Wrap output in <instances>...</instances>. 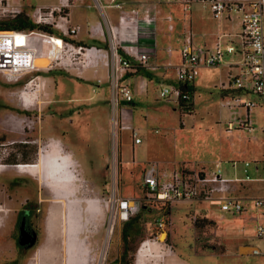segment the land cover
Masks as SVG:
<instances>
[{"label": "rangeland", "instance_id": "1", "mask_svg": "<svg viewBox=\"0 0 264 264\" xmlns=\"http://www.w3.org/2000/svg\"><path fill=\"white\" fill-rule=\"evenodd\" d=\"M9 1L21 5V12L29 18L33 6L50 2ZM98 1L82 0V10L70 9L72 24L79 23L82 34L90 23H103L104 13L113 21L119 14L128 12L148 11L154 17L160 7L161 16L166 13L174 16L175 31L183 29L188 20L178 4L165 3L164 0ZM77 3L75 0L69 2V8ZM98 4L118 6L104 7L103 11ZM69 8L62 7L56 15H65ZM188 16L191 29L197 36L203 31L210 37L213 31L234 33L237 29L236 20L213 19L209 9L200 3L193 5ZM162 27L159 26V32L155 31L158 45H176L175 32L171 38L164 37ZM66 37L67 42L75 41L74 46H78L76 41L80 40V33ZM51 41L49 56L35 60L39 68L43 65L45 68L22 71L17 80L0 72V264H25L38 243L61 242L62 237L68 264H74V257L80 253L86 255L82 250L85 242L82 234L93 244L91 264H105L107 249L112 251L121 241L123 223L116 218L110 231V221L113 211H120L118 200L122 198L136 199L137 210L141 205L146 206L144 211H137L136 224L141 227L140 232L130 240L131 248L127 255L118 259L116 264H167L165 257L169 254L164 251L169 250L176 255L171 258L173 264H176L173 258L177 256L186 264H264V240L255 236L250 239L240 231L248 223L240 220L239 216L221 212L218 206H211L206 200H176L165 207L147 200L141 188L142 170L148 162L170 168L179 162H185L191 168H210L218 163L224 176L234 178L244 177L243 162L249 161L247 174L252 179L262 177L264 115L257 95L252 92L246 95L257 103L249 111L251 129L238 128L235 120L246 119V111L225 103L228 90L218 87L226 81L224 65L199 69L190 106L158 97L159 83H176L173 67L165 70L164 78L161 74L165 68L156 69L151 81L146 70L143 74L138 71L146 84L142 94L135 96L134 106L130 107L131 123L136 126L140 137L139 143H133L129 128L113 131L110 56L106 65V60L99 59L92 50L88 54L90 60L80 51L64 47L59 36L52 35ZM16 42H23L22 34L16 36ZM85 44L88 45L81 43L82 46ZM6 45V40L0 39V71H17L29 65L32 52ZM156 54L148 63L152 66L166 65L169 61L166 52L159 48ZM95 59H98L97 63ZM20 94L27 96L23 98L31 103L29 106L23 104ZM16 111L30 116L25 117ZM52 145L74 159L76 170L83 179L73 186V194L64 198L72 200V203L55 204L57 211H68V214L73 211L79 218L74 219L71 215L73 229L70 232L62 230L61 222L51 229L47 224L45 227L44 217L49 216L54 195L36 174L16 168L17 164L34 162L39 149ZM255 163L259 166L258 172L254 171ZM248 184L263 192V182L251 181ZM242 185H233L235 195ZM26 200L35 205L37 214L31 218L33 237L30 245L21 249L14 241V222L17 210ZM248 201L243 199L244 203ZM101 211H106L104 222L98 219ZM202 216L210 222L196 226L194 217ZM162 217L166 219L163 227L158 225ZM57 233L59 238L55 239ZM143 241H150L156 249L146 252L143 259L136 262L135 253ZM243 241L245 243H241ZM240 243L258 248L262 253L254 255L251 250L240 251Z\"/></svg>", "mask_w": 264, "mask_h": 264}, {"label": "built area", "instance_id": "2", "mask_svg": "<svg viewBox=\"0 0 264 264\" xmlns=\"http://www.w3.org/2000/svg\"><path fill=\"white\" fill-rule=\"evenodd\" d=\"M164 1L178 4L184 14H187L193 4L200 3L206 6L213 18L217 20L223 18L236 20L238 31L234 34L221 33L215 38L212 46H206L196 44L193 31L188 25H184L180 35L179 62H168L164 65L166 68H174L176 83L162 84L158 89V97L173 101L187 100L189 94L187 88H182V85H192L199 69L202 67L225 64L228 67L235 68V72L229 76V85L240 92L255 93L264 115V0ZM68 5V0H60L59 5L33 6L30 19L37 25H52L60 33L59 37L63 41L64 47L67 46L72 51L78 50L81 55L88 57L90 60L88 54L91 50L98 55L99 59H105L104 64L106 65L110 56L112 66L111 103L114 111L112 118L113 131H120L122 127L129 128L133 143H139L138 130L131 123V113L124 111L125 108L122 107V104L132 102L133 92L128 85L121 83V77L134 64L142 68H155V66L148 63L155 56L157 49L155 18L148 11H142L119 14L113 21L104 13L103 23L99 21L88 26L87 34L91 38L105 42L106 46H74V42H67L63 37L76 36L81 31L82 26L72 24L69 13L56 15V12H60L62 7L65 8ZM106 6L108 7V5ZM106 6L99 5L103 11ZM109 6L117 7L118 4ZM21 8V5H14L9 0H0V20L13 17L21 12ZM164 20L167 30L171 32L174 28L173 16L168 13L164 16ZM18 34L23 35L22 43L16 42ZM52 35L54 34L37 29H0V39L6 40L10 48L25 49L27 51L32 49L27 67H20L17 71L2 70L0 72H5L17 80L18 76L20 78L22 71H37L45 68V65L39 68L35 60L49 56L52 49ZM224 37L226 38L223 39ZM33 42L37 43L32 45ZM172 50L173 48L170 45L165 48L168 56L172 55ZM227 55H231L233 58L227 60ZM95 60L97 63L98 59ZM225 103L228 106L243 108L246 111V119H236L235 122L238 128L250 130L249 111L257 103L242 95L231 97ZM262 162L264 173V158ZM248 166H250L249 161H244V177L231 178L222 174V169L218 163L210 168L204 166L191 168L184 164L173 168H162L155 162H148L142 170L141 188L147 200L169 204L176 200H206L211 206H218L221 212L232 216H241L247 213L259 212V209L264 207V196L246 198L238 197L233 193V185L235 184L240 185L249 181L264 182V174L262 177L252 179L247 174ZM254 171H259V166L256 163L254 164ZM243 199L249 201L244 203ZM136 206V199H119L118 207L120 211H113L110 231H112L117 216L124 221L128 220L135 213ZM165 221L164 217L160 218L158 225L163 227ZM242 230H244V227H242ZM254 236L264 240V222L258 221L255 224ZM145 242L143 241L140 246H144ZM252 253L261 254L262 250L256 248L252 250Z\"/></svg>", "mask_w": 264, "mask_h": 264}, {"label": "crops", "instance_id": "3", "mask_svg": "<svg viewBox=\"0 0 264 264\" xmlns=\"http://www.w3.org/2000/svg\"><path fill=\"white\" fill-rule=\"evenodd\" d=\"M71 1L73 2L74 0H68V2H71ZM75 1H78V3L76 5H74L71 8H69L70 5H68V7H67V8H69V10H68L69 16L71 15L70 9H74V10H82L83 9L82 3H81L82 0H75ZM59 4H60V0H50V2H46V3H43V4H39V5H48V6H52L53 5L54 6V5H59ZM103 5L104 6L108 5V7L106 6L107 8H112L111 6H109L110 4H103ZM193 5L191 6L189 11L187 12V16H186V14L184 15L185 17L188 18L187 23L185 25H188L190 28H191V19L189 18L188 14H190ZM83 13H85V11ZM166 14H168V13H166ZM166 14H163L161 16L160 7L155 11L154 18H155V23H156L155 24L156 25V31L159 32V30L161 29V28H159V26L163 25L161 31L163 32L164 37L167 36V37L171 38V37H173V34L175 32L174 36H175V40H176V45L168 44L167 46L170 45L173 48V50H172V55L171 56H168L167 54L166 55L169 58L168 62L177 63V62H179V59H180V57H179V45H180V35H181V32H182L183 29L175 31L176 30L175 22H174L175 18L170 13L173 16L174 28H173V30L171 32H169L167 30V28H166V22L164 20V16ZM211 17L213 18L212 15H211ZM70 19H71V22H72L71 16H70ZM83 19L85 20V14H83ZM213 19H215V18H213ZM221 20H223V21H232L233 19L223 18ZM87 23H89V22H85V24H87ZM95 23H90V24L92 25V24H95ZM77 24H79V23H77ZM87 29H88V27H87ZM87 29L83 32V34L81 33V31L79 32L80 33V40L79 41L86 42V43H90V42L93 41L94 38H91L87 34ZM237 31H238V25H237V29H236V31L234 33H236ZM221 33L234 34V33H231V32H224L223 30H220L219 33L218 32L216 33V31L211 32L210 33V37H208L206 32L203 31L201 33V35L198 34L199 36H197L196 34L193 33L194 34V42L196 44H203V45H206V46H212L214 44L215 38ZM156 35H157V33H156ZM225 38L226 37H224L223 39H225ZM234 39H235V37H234ZM156 43H157L156 51H158L159 48H162V50L164 52H166L165 48L167 46L160 47L158 45L157 41H156ZM206 43H211V44L207 45ZM156 55L157 54L155 53V56ZM155 56L152 57L151 60L154 59ZM173 58H174V60H173ZM231 58H233V56H231V55H227L226 56L227 60H229ZM221 65H224L225 68H226V81L225 82L222 81L220 83V86H218V87L228 90V96H226V99L228 100L231 97H234L236 95H242L245 98L252 99V98L246 96L248 93L240 92V91L234 89L232 87V85H229V83H228L229 76L235 72V68L234 67H228L225 64H221ZM154 66H155L154 69H149V68H143L142 69V68H140L139 70H137L138 66L136 64H134L130 69H127L126 72L124 73V75L121 77V83L128 85L131 88L132 92H133V100H132V102L129 103V104H127V103L122 104V107L125 108L124 111H127L128 113H131L130 107L134 106L133 102H134L135 96L141 95L142 92H143L142 90H143V87L145 86L146 82L145 83L143 82L144 77H140L139 76V75H141V73L143 74L144 71L146 70L148 75H146V74L145 75L146 76H150L149 81H151V79H152L151 75L154 74L153 71H155L156 69L162 67V68H165V69H163L164 73L161 74V77L162 78L165 77V70H167V68L164 67V66H158V65H154ZM138 71L141 72V73H138ZM129 77L131 78V80L127 81V78H129ZM195 79H194V81H193V83L191 85V86L194 87V89H195ZM149 81H148V83H149ZM161 85H162V83L161 84L159 83L158 86H161ZM134 127H136V126H134ZM180 163H184L185 164V162H179V164ZM178 165H175V166H178ZM175 166H171V168H173ZM161 167L162 168H170V167H164V166H161ZM195 168H198V167H195ZM249 182H251V181H249ZM249 182H246L242 186L239 187V190H237L238 191V195L237 196L238 197H246V198L263 197L264 196V188H263V192L260 193L259 192L260 188H258V187H250V185L248 184ZM258 182H262V181H258ZM250 192L253 193V194H249ZM204 212H206V211H204ZM100 218L104 222V220L106 219V211H101V215L98 217V219H100ZM117 218H118V221H120L121 223L125 222L124 220L120 219L118 216H117ZM200 218H204V217L202 216ZM239 218H240V220L248 223L247 226L246 225L244 226V230H241V228H240V231H244V234L248 235L250 237V239H252L254 237L253 234H254V226H255V224L258 221L264 222V209L263 210H259V212H252V213L243 214V215L239 216ZM60 220L62 221V219L60 217H57V219H56L57 223H55V224L56 225L59 224L61 222ZM82 235L85 236V242H84V246H83L82 250L86 251V255H85V253L84 254L80 253L78 256L73 258V262H74V264H91V262L93 261L92 260V255H94V253H93V244H92V242H90L88 240V237L85 234H82ZM54 237H55V239L59 238L58 237V233L55 234ZM61 240H62L61 242H57L55 240V242H53V243L48 242V241H42V242L38 243L34 247L31 257L29 258V260H27V262L25 264H68V254H67V250H66L67 248H66V245H65V242H64V237H62ZM241 243H245V241H243ZM241 243L238 246V249L240 251H247V250L250 251L251 250L250 253H252V250L256 249L254 247H250L249 245H243ZM120 244H121V241L113 248L112 251H109L107 249L106 256L104 257L105 264H116L117 263V260L119 259V256H120ZM169 246L170 245H168V247ZM164 252L169 254V256L165 257V259L167 260L166 261L167 264H173V263H171V258L175 257L176 255L171 250L164 251ZM252 254L259 255V254H255V253H252ZM173 261L176 264H186L185 261L183 259L178 258V256L176 258H173Z\"/></svg>", "mask_w": 264, "mask_h": 264}, {"label": "bare ground", "instance_id": "4", "mask_svg": "<svg viewBox=\"0 0 264 264\" xmlns=\"http://www.w3.org/2000/svg\"><path fill=\"white\" fill-rule=\"evenodd\" d=\"M12 52L15 53L16 51ZM29 52L31 53L32 50ZM19 60L21 61L22 59ZM23 95L24 94H20V98L24 102L23 104L25 106H29L31 103L27 99L23 98L26 96ZM76 166L77 165L75 164L74 159L69 154L60 152V148H58L56 145H52L50 148L49 146H46L45 149H39L37 152V158L34 162L20 163L16 165V168L22 172L26 171L36 174L37 178L52 191L54 199L51 201L52 206L49 209V216L47 218L48 229H51L52 226L57 223V217H60L62 219V230L65 232H70L73 229L72 223L70 222L71 215L72 218L79 219L69 208L68 210L71 211V213L69 212L70 214H68V211L56 210V205L63 206L73 202L72 200H65L64 198L68 195H72L74 191L72 189L73 186L83 180L80 178V173L77 172L78 170H76ZM55 197H58L59 199H56ZM154 249H156V245L150 241L145 242L144 246H140V248L135 253L137 260L136 262L143 259V257L146 255V252L154 251Z\"/></svg>", "mask_w": 264, "mask_h": 264}, {"label": "trees", "instance_id": "5", "mask_svg": "<svg viewBox=\"0 0 264 264\" xmlns=\"http://www.w3.org/2000/svg\"><path fill=\"white\" fill-rule=\"evenodd\" d=\"M0 29L1 30H43L46 31L48 33L54 34L56 36H60V33L55 30L54 28H52L50 25H37L35 24L24 12H20L16 15H14L13 17H9L7 19H2L0 20ZM64 40H67V37H63ZM75 42V41H73ZM76 43H78V45H81V41H76ZM94 43L102 45V47L106 46V43L103 41H100L98 39H93L92 42L88 43V45H94ZM87 45V44H85ZM87 45V46H88ZM142 67H137V70H139ZM143 69V68H142ZM182 88L186 87L188 94H189V98L187 100H178V103H182L185 106H190L192 103V97L194 94V87L191 85H182ZM185 88V89H186ZM31 163V162H29ZM184 163H180L179 165H183ZM186 165V164H184ZM152 201V200H151ZM156 203H160L162 206H169V203L167 202H157L154 201ZM144 206L146 205H141L140 209L137 210V206H136V211L134 213L133 216H130L128 218V220H126L121 228V252H120V256H119V260H121L123 257H125L128 253V251L130 250V245L129 242L132 238H134V236H136L140 230L141 227L138 226V224H136V219L139 215V213H137V211H144ZM195 225L196 226H201L204 223L206 224L207 222H210V220H207L205 218H200V217H195L194 219ZM203 222V224L201 223ZM19 247V246H18Z\"/></svg>", "mask_w": 264, "mask_h": 264}, {"label": "flooded vegetation", "instance_id": "6", "mask_svg": "<svg viewBox=\"0 0 264 264\" xmlns=\"http://www.w3.org/2000/svg\"><path fill=\"white\" fill-rule=\"evenodd\" d=\"M12 110V109H11ZM18 114H23L25 117H29V113L16 111ZM45 185V184H44ZM38 211V209H37ZM36 207L31 202L26 200L23 205L17 210L15 222H14V230L16 236L14 238L15 244L18 248L24 249L30 245V241L32 239V217H36ZM46 218L44 217V224L46 227Z\"/></svg>", "mask_w": 264, "mask_h": 264}]
</instances>
